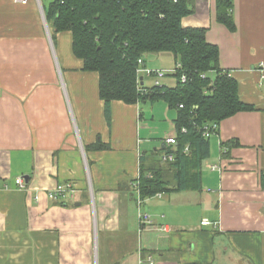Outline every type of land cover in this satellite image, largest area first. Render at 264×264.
Returning a JSON list of instances; mask_svg holds the SVG:
<instances>
[{
    "label": "crops",
    "instance_id": "1",
    "mask_svg": "<svg viewBox=\"0 0 264 264\" xmlns=\"http://www.w3.org/2000/svg\"><path fill=\"white\" fill-rule=\"evenodd\" d=\"M51 1L0 0V264H264V0H231L233 32L216 21L215 0H190L181 26L206 30L253 111L218 124L200 189L156 194L139 208L140 157L152 163L175 135L176 111L112 102L108 126L98 74L82 71L70 33L54 43L46 24L47 33ZM142 60L166 71L176 64L169 53ZM97 141L109 148L84 150ZM59 183L75 187L73 200L47 199ZM138 210L152 226L139 224Z\"/></svg>",
    "mask_w": 264,
    "mask_h": 264
},
{
    "label": "trees",
    "instance_id": "2",
    "mask_svg": "<svg viewBox=\"0 0 264 264\" xmlns=\"http://www.w3.org/2000/svg\"><path fill=\"white\" fill-rule=\"evenodd\" d=\"M192 12L190 0H52L44 10L52 42L58 34L70 33L71 51L82 61V71L98 74L99 98L108 126L112 102L133 105L162 101L176 111L175 144L152 152V163L149 155L140 157L136 191L141 201L160 193L200 189L209 139L193 124H219L239 112L253 111L252 106L238 99L234 79L222 73L218 49L205 40L206 30L181 26V19ZM215 15L219 24L234 31L231 0H215ZM159 53L172 54L175 65L180 66L172 75L176 85L149 87L140 93L137 61L146 54ZM182 74L188 77L185 84L180 83ZM203 74L206 79H201ZM212 79L210 94L204 95ZM107 148L97 141L84 150ZM161 155H171L172 161L162 162Z\"/></svg>",
    "mask_w": 264,
    "mask_h": 264
},
{
    "label": "built area",
    "instance_id": "3",
    "mask_svg": "<svg viewBox=\"0 0 264 264\" xmlns=\"http://www.w3.org/2000/svg\"><path fill=\"white\" fill-rule=\"evenodd\" d=\"M17 3L21 5H26L28 0H15ZM176 1V0H173ZM180 69V66L177 64L172 70L166 71V70H159V69H152V68H145L144 63L142 59H138L137 61V68H136V76H137V83L141 82L140 78L147 77L152 79V85L151 88H157L162 89L165 86L162 84V80L165 79L167 76H172L176 71ZM223 74H225L227 77H231V73L228 71H223ZM214 74V73H212ZM201 79H206L207 75L203 74L200 76ZM188 81V77L185 74H182L180 76V83L185 84ZM213 79L210 82V89L204 91V95L210 94V91L212 89ZM138 91L140 93H145L147 89H145L141 83L138 86ZM179 109H182L183 106L179 105ZM194 129L197 132H200L202 136L206 139L211 138L212 136L216 135L218 132V124L217 123H209L207 125H204L202 127H198L196 124H193ZM182 133H186V129L181 130ZM175 144L174 138H168L165 140L166 146H172ZM225 152V150H223ZM160 160L162 162H169L172 161L171 155H161ZM210 171H217L219 168L215 165H208L207 166ZM13 184L19 189L24 190L25 189V183L23 181V178L17 177L14 179ZM75 187L72 184L69 183H59L57 184L52 190L47 192V199L53 203H61L66 202L68 200H73L75 196ZM141 200L138 199L137 205L138 208L140 207ZM137 220L140 225H146V226H152L151 219L148 214L138 210L137 212ZM201 225H208L207 221H202ZM158 231L160 232H167V229L165 227H159Z\"/></svg>",
    "mask_w": 264,
    "mask_h": 264
},
{
    "label": "rangeland",
    "instance_id": "4",
    "mask_svg": "<svg viewBox=\"0 0 264 264\" xmlns=\"http://www.w3.org/2000/svg\"><path fill=\"white\" fill-rule=\"evenodd\" d=\"M43 21L46 23V20H45V18H44V15H43ZM47 24V23H46ZM49 34H50V32H49ZM175 67V66H174ZM172 70V69H171ZM169 71V70H168ZM146 79V83L147 84H150L151 85V81L149 80L148 81V78L146 77L145 78ZM152 80V79H151ZM150 82V83H149ZM162 84H163V82H164V84L166 85V82L168 83V84H173V83H175V79H174V77L173 76H167V77H165V79H163L162 81ZM156 124H158V122L157 123H155V125ZM161 124V126L159 125V126H157V127H160L161 128V131H165V128H166V124L165 123H160Z\"/></svg>",
    "mask_w": 264,
    "mask_h": 264
},
{
    "label": "water",
    "instance_id": "5",
    "mask_svg": "<svg viewBox=\"0 0 264 264\" xmlns=\"http://www.w3.org/2000/svg\"><path fill=\"white\" fill-rule=\"evenodd\" d=\"M44 23H45V22H44ZM45 27H46V29H47L46 23H45ZM47 33H48V29H47ZM141 80H142V78H140V81H141ZM161 146H162L161 149H164V147H165V143H163Z\"/></svg>",
    "mask_w": 264,
    "mask_h": 264
}]
</instances>
